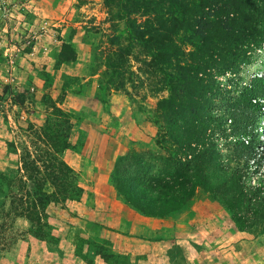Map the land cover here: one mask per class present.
<instances>
[{
	"label": "rangeland",
	"instance_id": "rangeland-1",
	"mask_svg": "<svg viewBox=\"0 0 264 264\" xmlns=\"http://www.w3.org/2000/svg\"><path fill=\"white\" fill-rule=\"evenodd\" d=\"M110 10L105 0H0V237L9 240L0 264H264V158L239 160L234 144L247 136L231 134V125L225 138L208 131L217 160L206 170L213 185L241 184L245 200L232 211L224 193L199 188L193 197L199 199L198 229L188 228L187 244L140 240L115 247L114 234L99 236L81 211L88 190L80 186V169L71 167L77 174L61 178L53 167L65 150L58 153L54 143H68L80 158H103L111 137L128 146L120 157L163 153L157 144L163 120L155 110L166 91H156L151 57L139 44L122 53L128 34ZM112 36L118 40L111 43ZM249 53L244 63L210 78L223 95L236 97L255 79L264 80V42ZM114 96L122 99L112 102ZM214 104L218 111L221 102ZM128 107L139 129L123 128L119 111ZM256 127L257 146L264 148L263 108ZM28 163L41 170L36 174L47 193L57 184L71 186L68 198H49L40 232L13 213L18 190L10 180ZM27 189L34 192L35 182Z\"/></svg>",
	"mask_w": 264,
	"mask_h": 264
},
{
	"label": "trees",
	"instance_id": "trees-1",
	"mask_svg": "<svg viewBox=\"0 0 264 264\" xmlns=\"http://www.w3.org/2000/svg\"><path fill=\"white\" fill-rule=\"evenodd\" d=\"M114 2L105 0L109 14L121 16L117 19L126 27L129 45L122 53L139 44L151 57L156 91H166L155 110L163 120L164 129L157 138L163 153L147 152L152 156L145 157L129 151L120 157L121 173L113 175L115 187L129 205L147 216L164 217L180 209L199 188L224 193L227 206L235 210L245 200L244 190L239 183H211L206 166L217 160V151L208 131L225 138L231 125V134L247 136L234 144L238 159L260 162L264 148L257 146L256 122L264 109V80L255 79L233 97L232 91L223 95L210 78L244 63L249 52L264 42V0H117V11L112 10ZM215 102H221L218 111ZM224 115L229 116V126ZM54 144L58 153L69 147L65 142ZM53 167L61 178L75 173L60 158ZM27 170L41 172L28 163L10 180L18 190L13 213L40 232L47 225L49 198H68L71 186L64 183L59 189L57 184L47 193L41 178ZM29 180L35 182L34 192L27 189ZM8 244L0 237V249Z\"/></svg>",
	"mask_w": 264,
	"mask_h": 264
},
{
	"label": "crops",
	"instance_id": "crops-1",
	"mask_svg": "<svg viewBox=\"0 0 264 264\" xmlns=\"http://www.w3.org/2000/svg\"><path fill=\"white\" fill-rule=\"evenodd\" d=\"M121 99V96H114L112 102L116 103ZM119 115L125 131H131L133 128L139 129L131 117L129 107L127 110L121 108ZM127 135L132 136L131 132ZM133 138L138 139V134ZM140 139L144 141L145 138ZM106 141L107 154L103 158L94 157L92 153L80 158L81 152L72 147L62 152L64 161L70 167L79 168L81 171L80 177L83 181L80 182V186L88 190V196L81 205V211L91 221L93 231L98 232L101 237H105L106 231L114 234L112 239L115 247L116 245L119 247L120 243H135L133 245L136 246L140 240H150L152 244L161 241L179 243L183 241L187 244L189 241L186 238L189 234L188 228H192L193 223L196 224L198 221L199 199L192 198L186 205L164 217L147 216L139 212L126 202L111 179L116 159L127 151L128 146L119 138L111 137ZM146 143L149 146L150 142L146 140ZM86 145L85 141L83 147ZM194 228L198 229V225L192 230ZM183 250L188 251L187 245H184Z\"/></svg>",
	"mask_w": 264,
	"mask_h": 264
}]
</instances>
